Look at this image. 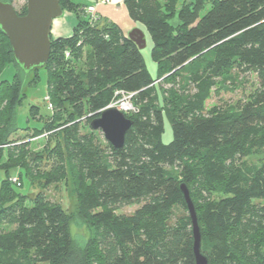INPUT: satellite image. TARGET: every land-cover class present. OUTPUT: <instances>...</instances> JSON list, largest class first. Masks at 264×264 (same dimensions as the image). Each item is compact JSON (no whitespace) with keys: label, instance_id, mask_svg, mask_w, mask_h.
<instances>
[{"label":"trees","instance_id":"trees-1","mask_svg":"<svg viewBox=\"0 0 264 264\" xmlns=\"http://www.w3.org/2000/svg\"><path fill=\"white\" fill-rule=\"evenodd\" d=\"M122 3L152 38L156 78L119 25L91 20L86 4L59 0L76 24L70 36H50L44 69L51 115L32 137L53 136L41 152L15 137L16 108L36 71L30 79L19 71L0 31V73L18 68L12 80H0V264H194L180 184L194 204L208 264H264V0ZM175 11L173 27L167 18ZM84 47V65L76 68L70 61ZM232 70L254 71L257 89L237 108H207L217 78ZM116 91L132 94L134 106L121 148L80 125ZM165 117L169 143L161 140ZM43 164L48 169L40 172ZM51 183L73 199L68 211L44 192ZM25 184L40 189L22 194ZM128 204L137 208L116 212ZM74 219L88 229L82 245L71 233Z\"/></svg>","mask_w":264,"mask_h":264},{"label":"rangeland","instance_id":"rangeland-1","mask_svg":"<svg viewBox=\"0 0 264 264\" xmlns=\"http://www.w3.org/2000/svg\"><path fill=\"white\" fill-rule=\"evenodd\" d=\"M16 12L22 13L23 8L26 7V0H10ZM75 3L86 4L90 0H73ZM92 1V0H91ZM168 22L173 27L179 24L178 14L173 12L168 18ZM141 31H143L145 46L140 49L146 68L148 69L150 75L153 79L156 78L158 73V65L152 59L151 50L153 46L152 38L143 23L137 22ZM76 24V17L74 13L70 10H65L63 14L53 20L51 26V38L56 39L58 37H67L72 33V30ZM60 34V35H59ZM88 51V47H84L83 52L79 59L75 61H70V64L74 65L76 68H81L85 62V55ZM66 59H71V55L68 52L65 53ZM18 70L13 65H8L0 73V80H12L15 72ZM20 71V68H19ZM35 80L29 84H26L24 88V97L21 99L20 103L16 108V124L18 131L15 134V137L18 139H23L24 141H29L30 144L28 149L41 152L47 149V145L51 143L53 132L47 131L46 134H42L36 137H32L33 129L42 128L45 120L51 115V104L47 96V70L44 68L37 69L35 72ZM159 87L168 88L169 84L160 81ZM258 81L254 71L248 72H238L236 70L230 71L227 75L217 78V84L212 90L209 99L206 100L205 105L207 108L213 105H219L223 107H234L237 108L242 103H244L251 96L252 93L257 89ZM113 103L115 106L120 109L122 102H129L132 105L131 97H126L127 94L117 93ZM133 106V105H132ZM134 108V106H133ZM124 114L129 113L133 110H124L120 109ZM34 111V112H32ZM92 113H89L88 116H91ZM98 116V115H97ZM62 117L65 118V114L62 111ZM92 118L95 116H91ZM81 131L85 132L89 128V122L82 118L80 120ZM164 129L161 136L163 143H169L172 140V130L168 119L165 117L163 121ZM96 133L99 135L102 141H105L100 130H96ZM248 162L256 163L254 157L247 158ZM48 169L44 164L39 166V171ZM16 172V171H15ZM11 177H9V180ZM12 182V181H11ZM17 185L16 183H14ZM18 186V185H17ZM38 186L24 185L22 188H19V192L22 194H27L32 191L36 193L39 191ZM44 192L50 196V199L55 201H60L63 209L67 210L72 207L73 199L69 197L66 193L65 187L61 183H51L43 187ZM135 208L137 204H128L122 205L117 208V213H130ZM10 226H6V228ZM71 233L74 236L75 241L78 244H83L88 236V229L86 224H84L79 219H74L71 226Z\"/></svg>","mask_w":264,"mask_h":264},{"label":"water","instance_id":"water-1","mask_svg":"<svg viewBox=\"0 0 264 264\" xmlns=\"http://www.w3.org/2000/svg\"><path fill=\"white\" fill-rule=\"evenodd\" d=\"M62 14L59 0H26L23 15L16 12L11 2L0 0V31L9 41L14 63L28 75V79L34 71L46 65L50 53L52 22ZM127 37L139 49L145 46L141 29H132ZM131 124L132 120L122 110L115 106H106L90 121L89 126L92 130H100L104 139L114 148H121ZM180 190L192 224L194 264H208L207 256L201 252V232L189 190L185 184H180Z\"/></svg>","mask_w":264,"mask_h":264},{"label":"crops","instance_id":"crops-1","mask_svg":"<svg viewBox=\"0 0 264 264\" xmlns=\"http://www.w3.org/2000/svg\"><path fill=\"white\" fill-rule=\"evenodd\" d=\"M94 1L95 0H90L87 5H91ZM96 12L102 19H107L119 25L125 36H127L129 31L134 28L141 29L140 25L137 22L129 18L122 0H112V2L109 4H97ZM71 34H69L68 36H70Z\"/></svg>","mask_w":264,"mask_h":264},{"label":"built area","instance_id":"built-area-1","mask_svg":"<svg viewBox=\"0 0 264 264\" xmlns=\"http://www.w3.org/2000/svg\"><path fill=\"white\" fill-rule=\"evenodd\" d=\"M112 0H95L91 5H88L87 7H85V12L89 15L91 20H96L98 17V14L96 12V5L97 4H109L111 3ZM64 53H68V51H64ZM117 93H124L123 91H116L115 94ZM127 94V93H124ZM132 94H127L126 97H131ZM46 98L48 99V97L46 96ZM125 105L127 106L126 108ZM107 106H115V103L111 102L109 105ZM116 107V106H115ZM119 109V108H118ZM120 109H124V110H134L133 106L131 105V103L125 101L121 103ZM11 181L13 183H16L17 185L20 184L18 177L16 175L11 176Z\"/></svg>","mask_w":264,"mask_h":264},{"label":"bare ground","instance_id":"bare-ground-1","mask_svg":"<svg viewBox=\"0 0 264 264\" xmlns=\"http://www.w3.org/2000/svg\"><path fill=\"white\" fill-rule=\"evenodd\" d=\"M127 106L125 105V107L124 108H126Z\"/></svg>","mask_w":264,"mask_h":264}]
</instances>
